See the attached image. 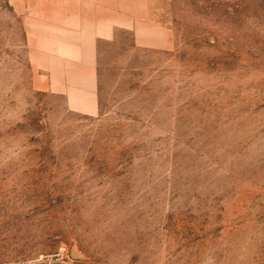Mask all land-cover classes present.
I'll list each match as a JSON object with an SVG mask.
<instances>
[{
	"label": "rangeland",
	"instance_id": "obj_1",
	"mask_svg": "<svg viewBox=\"0 0 264 264\" xmlns=\"http://www.w3.org/2000/svg\"><path fill=\"white\" fill-rule=\"evenodd\" d=\"M23 2L0 0V264H264V0H151L82 108L39 84Z\"/></svg>",
	"mask_w": 264,
	"mask_h": 264
},
{
	"label": "crops",
	"instance_id": "obj_2",
	"mask_svg": "<svg viewBox=\"0 0 264 264\" xmlns=\"http://www.w3.org/2000/svg\"><path fill=\"white\" fill-rule=\"evenodd\" d=\"M150 3L151 0H29L26 7L23 2L22 13L29 22V50L36 68L48 71V77L39 84L75 101V107L92 106L98 42L111 40L119 28L140 29L147 20Z\"/></svg>",
	"mask_w": 264,
	"mask_h": 264
}]
</instances>
